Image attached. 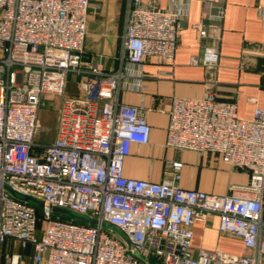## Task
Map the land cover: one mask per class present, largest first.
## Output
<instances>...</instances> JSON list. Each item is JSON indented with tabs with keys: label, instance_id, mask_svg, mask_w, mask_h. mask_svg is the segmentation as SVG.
<instances>
[{
	"label": "built area",
	"instance_id": "2783aa9c",
	"mask_svg": "<svg viewBox=\"0 0 264 264\" xmlns=\"http://www.w3.org/2000/svg\"><path fill=\"white\" fill-rule=\"evenodd\" d=\"M131 1L128 62L172 60L179 15L155 2ZM89 7L90 0H0V264H144L138 253L148 244L165 264H259L264 108L240 118L235 102L217 98L211 80L204 96L175 98L170 110L168 145L218 154L249 172L247 184L225 194L184 187L178 183L182 161L171 163L173 180L128 177L132 144L148 143L151 125L138 106L113 100L121 74L96 69L84 95L66 96L69 74L83 64ZM210 11L204 17L224 16L222 6L216 15ZM258 14L264 27V5ZM197 28L201 38L208 36L204 23ZM217 58L207 48L190 62L212 69ZM56 95L62 102L55 138L38 142L40 111ZM26 196L45 203L42 215ZM51 206L98 223L54 217ZM213 213L220 216L219 230L240 237L252 254L201 248L190 256L193 224ZM28 245L30 259L17 250Z\"/></svg>",
	"mask_w": 264,
	"mask_h": 264
},
{
	"label": "crops",
	"instance_id": "0c3cea01",
	"mask_svg": "<svg viewBox=\"0 0 264 264\" xmlns=\"http://www.w3.org/2000/svg\"><path fill=\"white\" fill-rule=\"evenodd\" d=\"M143 1L155 2L159 9L179 15L174 58L168 62L155 57L143 64L128 62L124 35L132 1L90 0L83 64L79 72L69 74L66 96L84 95L86 81L96 75V69L103 74H121L113 100L138 106L151 125L149 142L132 144L125 162L128 177L173 180L171 163L182 161V178L177 182L184 187L225 194L233 185L247 184L249 172L224 162L218 154L168 145V128L174 99L204 96L211 80L216 82L217 98L235 102L240 118L250 119L256 107L264 108V27L258 14L264 0ZM220 6L224 8L221 20L204 17L205 10L216 15ZM200 23L208 30L204 38L197 28ZM207 48L218 55L215 67L191 64V58L201 56ZM61 102L62 97L58 108ZM47 105L48 102L44 106ZM219 224L216 213L206 221H195L191 257H197L201 248H218L239 256L253 253L240 237L221 232ZM17 250L27 259L34 253L32 245ZM138 254L144 264H165L153 245L148 244L147 250ZM259 264H264V256Z\"/></svg>",
	"mask_w": 264,
	"mask_h": 264
},
{
	"label": "rangeland",
	"instance_id": "374dc122",
	"mask_svg": "<svg viewBox=\"0 0 264 264\" xmlns=\"http://www.w3.org/2000/svg\"><path fill=\"white\" fill-rule=\"evenodd\" d=\"M60 101V96H54L51 100H48V105L42 107V110L40 112L39 116V122L36 128L35 138L38 142H50L54 135H55V129H56V116H57V110H58V104ZM45 210V207L38 206V212L40 215L43 214V211ZM54 215L56 213H53ZM64 216V215H63ZM66 217V216H65ZM42 225V222L39 223V226ZM38 238L42 237V231L38 230Z\"/></svg>",
	"mask_w": 264,
	"mask_h": 264
},
{
	"label": "water",
	"instance_id": "95a60500",
	"mask_svg": "<svg viewBox=\"0 0 264 264\" xmlns=\"http://www.w3.org/2000/svg\"><path fill=\"white\" fill-rule=\"evenodd\" d=\"M25 198L30 200V201H32V202H34L38 206H43V207L45 206V203L42 200H39V199L31 197V196H26ZM50 210L53 213L64 215V216H66L68 218L79 220V221H82V222H85V223H89V224L98 223V220L95 219V218L81 216V215L76 214V213H74V212H72V211H70L68 209H65V208H60V207H57V206H51Z\"/></svg>",
	"mask_w": 264,
	"mask_h": 264
},
{
	"label": "trees",
	"instance_id": "16d2710c",
	"mask_svg": "<svg viewBox=\"0 0 264 264\" xmlns=\"http://www.w3.org/2000/svg\"><path fill=\"white\" fill-rule=\"evenodd\" d=\"M37 208H38V206H37ZM57 216L61 217L62 219H66V220H70V219H71V218L65 217V216L60 215V214H55V215H54V217H57ZM74 221H75V222H79V223H84V222H82V221L75 220V219H74Z\"/></svg>",
	"mask_w": 264,
	"mask_h": 264
}]
</instances>
